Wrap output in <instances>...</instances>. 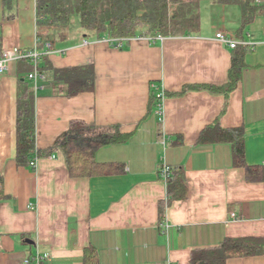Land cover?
I'll return each mask as SVG.
<instances>
[{
	"label": "crops",
	"instance_id": "1",
	"mask_svg": "<svg viewBox=\"0 0 264 264\" xmlns=\"http://www.w3.org/2000/svg\"><path fill=\"white\" fill-rule=\"evenodd\" d=\"M200 16L197 33L133 37L118 48L91 33L50 35L36 82L18 61L0 74V264H25L36 251L48 254L45 264H206L201 254L227 237L264 239V14L242 27L237 6L203 0ZM36 31V0H0L2 48H30ZM233 55L242 67L228 97L193 87L225 84ZM87 64L94 89L68 95L55 70ZM24 78L35 97L34 167L15 161ZM151 90L161 99L150 110ZM215 120L242 129L251 177L229 142L199 141ZM74 122L91 134H128L95 150L104 173L69 174L57 143ZM162 163L183 168L187 195L161 215ZM225 264H264V251Z\"/></svg>",
	"mask_w": 264,
	"mask_h": 264
},
{
	"label": "trees",
	"instance_id": "2",
	"mask_svg": "<svg viewBox=\"0 0 264 264\" xmlns=\"http://www.w3.org/2000/svg\"><path fill=\"white\" fill-rule=\"evenodd\" d=\"M7 0H4L6 2ZM203 0H36L37 31L40 41L50 35L66 39L70 33L79 31L91 33L95 39L133 37L155 38L157 35H187L197 33L200 27V3ZM222 5H234L240 10L241 24H250L261 13L264 14V0H210ZM173 5V7L171 6ZM241 27V28H242ZM239 29V31L241 30ZM1 41V35H0ZM2 47L0 43V55ZM46 55L40 58L39 70L43 69ZM25 69L32 70L29 60H20ZM242 67V59L232 56L228 80L221 86L204 85L211 92L228 97L235 88ZM57 79L68 85V95L94 89V71L91 64L56 69ZM16 99V154L18 165L29 164L35 150V97L28 81L21 82ZM187 87H185L186 89ZM183 89V91L185 90ZM160 97L151 90L149 109L160 102ZM92 126L74 122L57 143L63 154L71 176H89L105 172V164L94 159L95 150L106 144L122 142L128 134L117 127L110 134H91ZM200 142H229L235 165L244 166L251 177L253 167L244 161L242 129L223 128L218 120L207 125L199 135ZM166 200L161 201V215L165 205L187 195L184 170L170 167L166 179ZM6 197L3 178L0 176V202ZM264 239L258 237H227L217 247L202 253L206 264H225L228 258L260 254L264 251Z\"/></svg>",
	"mask_w": 264,
	"mask_h": 264
},
{
	"label": "built area",
	"instance_id": "3",
	"mask_svg": "<svg viewBox=\"0 0 264 264\" xmlns=\"http://www.w3.org/2000/svg\"><path fill=\"white\" fill-rule=\"evenodd\" d=\"M215 36L222 43L228 45L231 48H234L237 44V41H235L233 38H231L230 35L226 33L217 32ZM263 36H264V31H263ZM155 38L156 39L162 38V36L157 35ZM104 40L108 41L112 46L118 48L122 46V41L124 39L105 38ZM86 42L87 40H84V43ZM52 50H53V43L50 40L39 42L38 39H36L35 44L30 48H23L20 46H11V47L2 48V52L0 55V74L9 70L11 64L14 62L20 60H29L32 64V70L27 74V78L29 80L36 82L39 79V77H42L41 71L39 70L40 58L43 55L49 54ZM158 96L161 97L160 94H158ZM36 161H37V157L34 156V158H31L29 160V165L34 167L36 165ZM169 172H170V166L166 165L165 163H162L159 167V175L161 176V178L165 180ZM231 215L235 216L234 213H232ZM47 259H48L47 253L36 251L34 254H31L30 256L26 257L24 259V263L45 264Z\"/></svg>",
	"mask_w": 264,
	"mask_h": 264
},
{
	"label": "rangeland",
	"instance_id": "4",
	"mask_svg": "<svg viewBox=\"0 0 264 264\" xmlns=\"http://www.w3.org/2000/svg\"><path fill=\"white\" fill-rule=\"evenodd\" d=\"M173 7V5H171Z\"/></svg>",
	"mask_w": 264,
	"mask_h": 264
},
{
	"label": "water",
	"instance_id": "5",
	"mask_svg": "<svg viewBox=\"0 0 264 264\" xmlns=\"http://www.w3.org/2000/svg\"><path fill=\"white\" fill-rule=\"evenodd\" d=\"M200 264H203V263H200Z\"/></svg>",
	"mask_w": 264,
	"mask_h": 264
}]
</instances>
